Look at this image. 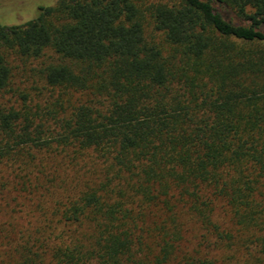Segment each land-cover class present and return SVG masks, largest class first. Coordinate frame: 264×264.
I'll use <instances>...</instances> for the list:
<instances>
[{
    "label": "trees",
    "instance_id": "obj_1",
    "mask_svg": "<svg viewBox=\"0 0 264 264\" xmlns=\"http://www.w3.org/2000/svg\"><path fill=\"white\" fill-rule=\"evenodd\" d=\"M0 19V183L60 178L16 264H264V0H0ZM50 53L38 96L12 88L14 60Z\"/></svg>",
    "mask_w": 264,
    "mask_h": 264
},
{
    "label": "rangeland",
    "instance_id": "obj_2",
    "mask_svg": "<svg viewBox=\"0 0 264 264\" xmlns=\"http://www.w3.org/2000/svg\"><path fill=\"white\" fill-rule=\"evenodd\" d=\"M148 1L156 2L158 0ZM0 23H2L1 19ZM54 59L56 56L50 53L49 57L36 61L14 60L12 63L14 75L12 88L17 92L30 94L32 97L34 94L38 96L40 91L45 89V82L41 75L44 62ZM8 100L12 102L19 100L18 105L22 103L18 94L16 96L12 92L6 95L2 101ZM45 171L49 177L39 178V181L33 175L23 178L19 172L18 175L6 173L2 180L4 187L0 183V264H16L20 258V251L22 253L25 250L23 248L28 247L27 244L34 245V238L40 237L41 234H38V230L42 226L41 222L45 217L50 218L52 215L51 205L58 199L57 196H53V191H59L60 178L57 181H51L48 174L49 169L47 168ZM64 172L62 170L56 174L59 176L61 173L65 176ZM35 186H38L39 190L31 189ZM31 192L34 193L30 195ZM33 250L36 251L37 248ZM227 256L224 254L219 257L225 259ZM230 258L227 264H251V258L245 253L235 257L230 254ZM48 263L49 261L46 260V264Z\"/></svg>",
    "mask_w": 264,
    "mask_h": 264
}]
</instances>
